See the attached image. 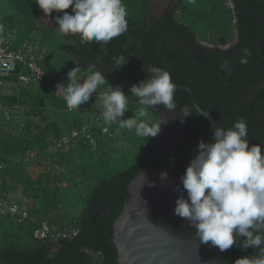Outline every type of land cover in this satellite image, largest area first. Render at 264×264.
Instances as JSON below:
<instances>
[{"label":"trees","instance_id":"1","mask_svg":"<svg viewBox=\"0 0 264 264\" xmlns=\"http://www.w3.org/2000/svg\"><path fill=\"white\" fill-rule=\"evenodd\" d=\"M174 1L183 7L181 15L175 18L172 11L158 19L149 10L152 0H123L128 13L127 31L107 44L95 41L81 44L79 35H65L55 28L42 27L38 16L43 10L35 0H6V5L14 12L0 18L8 26L7 30L0 28V34L16 45L24 40L32 43L36 40L38 60L43 66L47 65L55 79L29 85L17 84L14 94H0V106L13 111L10 119L0 111L3 187L11 194L20 193L19 200L33 217L24 223L9 215L0 219V264H120L113 242L114 222L123 211L128 183L143 169H166L181 179L197 155L194 149L198 148L199 142H210L213 137L212 125L207 117L200 115L190 90L176 88V110L187 107L191 111L187 115L189 129L183 143L165 151L160 157L147 158L141 148L151 137L145 138L134 161L106 177H97L83 209L73 212V207L66 201L69 192L65 189L77 186L78 182H69L72 178L70 180L65 168L72 171L75 166L76 170L84 152L94 147L85 138L76 139L67 147L54 146L63 134L89 122L94 107L101 104L100 97L92 94L96 98L91 96L88 102L71 111H77L71 120L61 117L70 110L63 92L57 91V84L68 83L69 68L76 67V64L83 71H101L110 85H120L130 96L133 95L131 87L148 77V68L167 69L176 86L189 87L205 111L232 84L214 104L213 116L226 129L243 117L248 125L249 146L264 145V65L259 64L252 69L264 58V22L258 17H264V10H261L264 0H232L237 2L236 8L231 7L228 0H195L196 7L189 0ZM64 11L71 13L72 9ZM53 14L62 16L63 12L53 11ZM198 17L202 18L201 28L197 25ZM23 26L27 28L21 30V34L26 33L24 36L17 30ZM237 27L241 31L239 45L231 50H218L215 67L208 65L210 62L204 55L211 51L195 41L196 35L224 46L234 40ZM12 31L16 33L10 34ZM55 35L63 38L58 48L64 56L60 55L57 63H49L53 47L50 41ZM244 48H249L252 54L247 64H240ZM198 52L202 54L198 63L203 79L195 72ZM119 56H124L133 70L115 69V59ZM225 59L230 61V74L220 68ZM61 62L64 63L62 67L59 66ZM208 73H214L210 76L211 81ZM132 82L134 84L130 88L125 86ZM107 88V84L102 86L104 92ZM128 99L130 104L138 103ZM192 133L200 140L194 136L191 138ZM100 135L97 130L96 138ZM261 151L264 153V147ZM46 161L48 163L44 165ZM35 165L43 167L42 171L34 174L31 168ZM59 169L64 172H58ZM65 180L67 184L64 185ZM43 220L69 226L77 232L72 238L58 241L36 240L33 230ZM6 221L10 230L2 228ZM239 242L238 238L237 244L227 250L225 264H234L237 258L255 251L252 247L244 249L238 246Z\"/></svg>","mask_w":264,"mask_h":264},{"label":"clouds","instance_id":"2","mask_svg":"<svg viewBox=\"0 0 264 264\" xmlns=\"http://www.w3.org/2000/svg\"><path fill=\"white\" fill-rule=\"evenodd\" d=\"M46 15L56 16L57 31L62 34H79L81 44L95 41L109 43L127 31V9L123 0H35ZM195 3V0H189ZM71 8L72 12L64 11ZM3 26L0 25V28ZM239 63L247 64L252 52L242 50ZM127 62L124 56L115 59V69ZM221 70L230 74V61L225 59ZM82 68L76 64L68 73V83L57 84L63 92L69 110L88 102L94 92L107 84V91L100 94L102 116L107 122L118 124L121 129H135L137 136L155 137L161 131L159 122L142 119L151 106L163 105L166 110H176L174 100L176 84L169 70L160 67L147 69L148 77L131 87L139 107L133 117L124 119L129 110V99L120 85L113 87L99 70L81 77ZM182 117L191 113L185 107ZM207 117V112L201 114ZM183 122V119H182ZM210 142L201 140L197 155L192 158L181 177L183 191L176 200L174 212L186 219L196 229L201 243L211 244L221 252L237 244L255 251L235 260L234 264H264V153L262 144L249 146L248 125L243 117L230 128L212 125ZM167 173H162L166 178ZM180 191L179 187L177 188Z\"/></svg>","mask_w":264,"mask_h":264},{"label":"water","instance_id":"3","mask_svg":"<svg viewBox=\"0 0 264 264\" xmlns=\"http://www.w3.org/2000/svg\"><path fill=\"white\" fill-rule=\"evenodd\" d=\"M46 16L56 29L58 24L53 12ZM225 47L216 46L217 49ZM231 85L214 99L207 111L198 105L188 88L196 108L200 113L207 112L211 125L222 126L213 116V107ZM150 108L166 111L162 105ZM152 147L148 143L142 149L147 158L162 155L163 148H160L159 154L150 156ZM162 173H167L166 178H162ZM182 191L181 179L166 169H143L128 183L123 211L114 222L113 242L120 264H225L227 250L221 252L211 242L201 243L196 229L175 214L176 200ZM183 194L187 197L186 191Z\"/></svg>","mask_w":264,"mask_h":264},{"label":"rangeland","instance_id":"4","mask_svg":"<svg viewBox=\"0 0 264 264\" xmlns=\"http://www.w3.org/2000/svg\"><path fill=\"white\" fill-rule=\"evenodd\" d=\"M162 3V1H161ZM232 4V3H231ZM197 4L193 3V7H196ZM206 11V8L204 12ZM14 10L11 9L9 6L6 5V0H0V18L3 17L5 14L13 13ZM44 21L40 22V25L42 27H52L51 21L47 18L46 15H44ZM201 17H198L196 19L197 25L199 28H201ZM0 25H2V30L8 29V26L5 24V22L0 20ZM58 29V26L56 27ZM19 33L21 34V30H27L26 26H23V28H17ZM15 31L10 32V34H15ZM29 33V32H28ZM19 34V35H20ZM26 34V33H25ZM24 33L21 35H25ZM63 40L61 35H55L51 38L50 45L52 47V55L50 56L49 63H57L58 57L60 55L64 56V53L58 48V44ZM33 45L36 47V40H33ZM68 59V58H67ZM64 66V63H59V66ZM47 67V65H45ZM61 66V67H62ZM48 69V67H47ZM71 70V68H69ZM92 72V69H89L87 71H82L79 75L81 77L85 76L86 74ZM16 85H3L0 86V94H14L16 92ZM104 91L102 90V86L98 89L97 92H94L93 94H101ZM93 98H96L92 96ZM139 107L138 103H128L129 110L126 111L124 115V119L133 117L135 115V112L137 111ZM157 107V105L152 106ZM95 108V107H94ZM78 109V108H77ZM148 116L142 119L148 120L150 122H157V116L156 111L150 109H147ZM77 111L64 114L61 116V113L59 114L61 117L71 120L74 116H76ZM16 117V116H15ZM92 117V115H91ZM110 128L112 131V136L108 134H101L100 137L97 139V145L93 146L94 148L91 150H87L84 152V157L81 159L80 163L77 164L79 167L75 170V166L73 167L72 171H70L68 168H65L67 170V173L70 177L69 181L70 183L78 182L77 186H73L72 188H66L65 190H68L69 196L67 195L66 201L70 206L73 207V212L77 213L80 212L85 203L88 194L90 193L92 187H94L97 183V177H106L113 173L114 171L120 170L124 168L126 165L132 163L135 159V156L139 150V145L144 142V137L137 136L135 133V129L128 130V129H121L119 128L118 124L111 123L110 122ZM67 134H70V132H67ZM148 142L145 144L147 145ZM144 148V146H143ZM141 148V151L142 149ZM93 153V154H92ZM47 161L44 163V165H47ZM34 174H37L42 171L43 167L35 165L31 168ZM58 172H64L63 169H59ZM69 180V179H68ZM65 183L67 184V181L65 180ZM16 193V192H15ZM17 194V193H16ZM13 197V196H12ZM14 198V197H13ZM15 199V198H14ZM17 202H19V205L22 207L23 203L19 200V197L15 199ZM4 230H10V224L8 221L5 222V224L2 227Z\"/></svg>","mask_w":264,"mask_h":264},{"label":"built area","instance_id":"5","mask_svg":"<svg viewBox=\"0 0 264 264\" xmlns=\"http://www.w3.org/2000/svg\"><path fill=\"white\" fill-rule=\"evenodd\" d=\"M37 47L38 45L36 44V47H34L30 40H24L16 45L12 40L0 34V86L29 85L42 80L55 79V75L40 64ZM96 95L100 97V94ZM0 111L8 119L13 117V111L8 107L0 106ZM109 124L110 122L103 119L102 106L99 104L94 108L89 122L84 123L80 128L72 129L70 134H63L57 139L54 147H67L74 140L81 138H85L90 144L96 146L95 134L97 130L101 134L113 135ZM7 215L14 217L19 223L33 219L30 211L26 207L20 206L19 202L13 199L12 194L4 189L3 177L0 174V219ZM76 232V229L69 226H59L51 221L43 220L35 226L33 238L36 240L52 239L58 241L72 238Z\"/></svg>","mask_w":264,"mask_h":264},{"label":"flooded vegetation","instance_id":"6","mask_svg":"<svg viewBox=\"0 0 264 264\" xmlns=\"http://www.w3.org/2000/svg\"><path fill=\"white\" fill-rule=\"evenodd\" d=\"M162 1V3H161ZM231 5V7H235L237 5V2L234 1L232 2V0H228ZM152 4L149 8V10L153 13V15H155L156 17H158V19L163 18V16L165 14H167L168 12H174L175 15L174 17H179L181 15V12L183 10V7H181L180 4H176V2L174 0H152ZM261 10H264V6L261 7ZM72 12V11H71ZM261 22H264V17L262 15L258 16ZM38 20L39 23L40 22H45L44 20V14L41 13L38 16ZM237 23V22H236ZM59 27V26H58ZM57 30V29H56ZM76 37H78L79 34H74ZM241 31L240 29L237 27L235 30V38L232 42H230L227 45H220L222 47L225 48H221V49H217L216 46L218 44L212 43L210 41L204 40L202 39L199 35H196L195 37V41L201 45H205L208 47V51H211V53L209 55L205 54L204 56L209 60L210 64L208 63V65H210L211 67H215L216 64V58L218 56L217 51L218 50H231L233 47H237V45H239V43L241 42ZM83 48V47H81ZM136 54V52H134V55ZM202 54L201 52L197 53V57H195L196 63H195V72L197 74L198 77H200L201 79H203V75H201V73L199 72L200 69V63L199 60L201 58ZM220 61V60H218ZM264 58L261 59V61L255 65V67L253 68V70L255 68H257V66L260 65H264ZM125 70H133V68H130L128 61L126 63L123 64L122 66ZM214 75V73L209 74L208 73V78L210 79V76ZM115 79L118 80L117 76H114ZM114 80V79H112ZM211 81V79H210ZM134 83H130V84H125V86L127 88H130ZM264 84V83H263ZM176 88H182V89H187L189 87L186 86H176ZM190 89V88H189ZM191 90V89H190ZM192 91V90H191ZM128 98H134V100L137 99L136 96L134 95H127ZM158 106V105H157ZM163 107V106H162ZM156 118L158 119L157 122H159L160 120L164 119L166 122L161 124V131L159 132V134L155 137H151V139L149 140V144L153 145V147L151 148V150L148 152V154L150 156H154L159 154L160 148H163L162 154L165 151H169L172 148H176L178 145L182 144L183 141L186 139V134L187 131L189 129L188 126V117L184 116L182 117V113L180 112V110H166V111H159L156 112ZM183 119V122H182ZM195 137L198 141L200 140L198 138V136L195 135V133H192V137ZM175 146V147H174ZM195 152H197V148L194 149ZM162 156V155H161ZM160 157V156H159ZM157 158V157H156Z\"/></svg>","mask_w":264,"mask_h":264},{"label":"crops","instance_id":"7","mask_svg":"<svg viewBox=\"0 0 264 264\" xmlns=\"http://www.w3.org/2000/svg\"><path fill=\"white\" fill-rule=\"evenodd\" d=\"M16 193H17V194H16ZM16 193H15V192L12 193V196H13L15 199L21 196L20 193H18V192H16Z\"/></svg>","mask_w":264,"mask_h":264}]
</instances>
